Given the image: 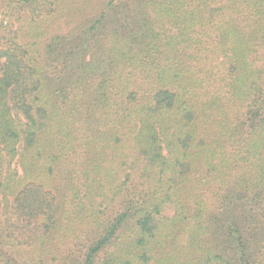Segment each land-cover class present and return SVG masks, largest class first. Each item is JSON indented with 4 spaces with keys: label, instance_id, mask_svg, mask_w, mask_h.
<instances>
[{
    "label": "trees",
    "instance_id": "1",
    "mask_svg": "<svg viewBox=\"0 0 264 264\" xmlns=\"http://www.w3.org/2000/svg\"><path fill=\"white\" fill-rule=\"evenodd\" d=\"M0 12V264H264V0Z\"/></svg>",
    "mask_w": 264,
    "mask_h": 264
},
{
    "label": "rangeland",
    "instance_id": "2",
    "mask_svg": "<svg viewBox=\"0 0 264 264\" xmlns=\"http://www.w3.org/2000/svg\"><path fill=\"white\" fill-rule=\"evenodd\" d=\"M1 14H2V12H0V20H1V18H3V16Z\"/></svg>",
    "mask_w": 264,
    "mask_h": 264
}]
</instances>
